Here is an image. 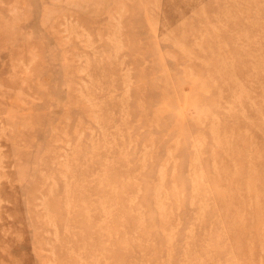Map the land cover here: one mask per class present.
<instances>
[{"label": "rangeland", "instance_id": "rangeland-1", "mask_svg": "<svg viewBox=\"0 0 264 264\" xmlns=\"http://www.w3.org/2000/svg\"><path fill=\"white\" fill-rule=\"evenodd\" d=\"M0 264H264V0H0Z\"/></svg>", "mask_w": 264, "mask_h": 264}]
</instances>
